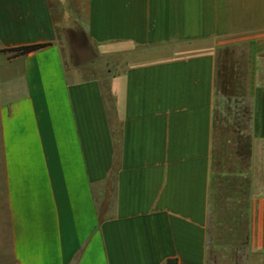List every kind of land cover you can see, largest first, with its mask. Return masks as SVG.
Masks as SVG:
<instances>
[{
    "label": "crops",
    "instance_id": "obj_1",
    "mask_svg": "<svg viewBox=\"0 0 264 264\" xmlns=\"http://www.w3.org/2000/svg\"><path fill=\"white\" fill-rule=\"evenodd\" d=\"M84 18L105 67L68 65L51 0H0L16 264H218L219 184L249 191L240 247L264 264V0H84ZM32 45L48 46L3 52ZM220 74L242 111L216 124ZM225 128L237 149L222 168Z\"/></svg>",
    "mask_w": 264,
    "mask_h": 264
},
{
    "label": "rangeland",
    "instance_id": "obj_2",
    "mask_svg": "<svg viewBox=\"0 0 264 264\" xmlns=\"http://www.w3.org/2000/svg\"><path fill=\"white\" fill-rule=\"evenodd\" d=\"M52 12L56 24H58L60 38L64 56L68 65H82L77 51L86 50L94 55L93 63L105 67L108 59L100 58L89 44L86 35V25L84 18V0H68L61 2L51 0ZM232 122L233 119H232ZM235 127L243 131L244 126L239 122H234ZM218 149L220 155L217 157L218 165L225 167L231 163L235 154L236 136L232 129L225 128L218 132ZM228 149V150H227ZM228 153V154H227ZM234 182V181H233ZM218 198L215 203V216L212 222L214 235L213 242L218 244L219 250L214 254V262L218 264H228L234 259L237 264H244L249 260L247 246L243 248L247 241L248 233V210L249 191L237 186L227 189L225 185H218L216 188ZM240 249V251H238ZM248 252V253H247ZM244 254V256H243ZM251 255V260L252 259ZM0 264H16L12 256L10 226L8 219L7 201L4 187L3 174L0 169ZM216 264V263H215Z\"/></svg>",
    "mask_w": 264,
    "mask_h": 264
},
{
    "label": "trees",
    "instance_id": "obj_3",
    "mask_svg": "<svg viewBox=\"0 0 264 264\" xmlns=\"http://www.w3.org/2000/svg\"><path fill=\"white\" fill-rule=\"evenodd\" d=\"M48 45H32V46H27V47H21V48H16V49H11V50H5L3 52L10 53L12 54V57H21V56H26L30 53L36 52L38 50H41ZM231 79H229L228 74L221 75L220 74V85H219V95L220 99L217 102L216 109H218L216 118H215V123L221 124L225 121V108H231V110H237L239 112L242 111V107H239L233 97V89ZM220 110V111H219ZM168 264H177L175 261H169Z\"/></svg>",
    "mask_w": 264,
    "mask_h": 264
},
{
    "label": "water",
    "instance_id": "obj_4",
    "mask_svg": "<svg viewBox=\"0 0 264 264\" xmlns=\"http://www.w3.org/2000/svg\"><path fill=\"white\" fill-rule=\"evenodd\" d=\"M77 54L80 57L82 64H87L94 59V55L86 50L77 51Z\"/></svg>",
    "mask_w": 264,
    "mask_h": 264
}]
</instances>
